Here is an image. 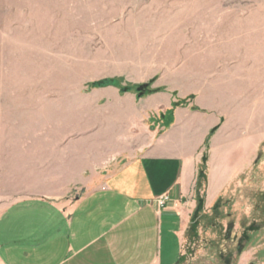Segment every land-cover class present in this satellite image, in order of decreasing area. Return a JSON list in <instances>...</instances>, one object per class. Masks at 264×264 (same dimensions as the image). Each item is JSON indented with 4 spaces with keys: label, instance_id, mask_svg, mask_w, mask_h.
<instances>
[{
    "label": "crops",
    "instance_id": "0c3cea01",
    "mask_svg": "<svg viewBox=\"0 0 264 264\" xmlns=\"http://www.w3.org/2000/svg\"><path fill=\"white\" fill-rule=\"evenodd\" d=\"M169 6L165 18L100 31L131 48L94 52L83 69L84 81L156 76L163 90L80 93L70 63L61 78L42 66L51 78L28 95L0 90V264H179L203 152L208 203L253 166L264 129L238 162L227 153L246 141L254 106L264 111L250 100L260 81L214 73L195 45L181 49L204 33L203 12Z\"/></svg>",
    "mask_w": 264,
    "mask_h": 264
},
{
    "label": "rangeland",
    "instance_id": "374dc122",
    "mask_svg": "<svg viewBox=\"0 0 264 264\" xmlns=\"http://www.w3.org/2000/svg\"><path fill=\"white\" fill-rule=\"evenodd\" d=\"M171 3L178 5L173 10L189 5L203 12L204 33L195 40L181 38V49L191 50L195 45L214 73L219 65L221 73L260 81L257 90L262 86L264 92V0H0V90L28 95L29 85L37 78H51L42 76V66L53 65L61 78L70 63L75 65L77 92L89 91L92 88L87 89V83L95 80L84 81L87 58L94 52L103 57L114 45L131 48L123 35L101 38L99 32L117 22L127 27L146 18H165ZM112 77L120 78V88H129L136 96L139 85L156 79ZM152 84L143 96L151 94L147 92L153 89ZM263 92L257 97L255 89L251 102L264 100ZM258 105L254 106L246 141L241 138V146L228 151L229 163L238 162L247 150L254 129H264V111ZM205 188L206 179L196 189V206L200 199L202 208L196 219L192 213L179 264H264V142L251 169L220 197L208 203Z\"/></svg>",
    "mask_w": 264,
    "mask_h": 264
},
{
    "label": "trees",
    "instance_id": "16d2710c",
    "mask_svg": "<svg viewBox=\"0 0 264 264\" xmlns=\"http://www.w3.org/2000/svg\"><path fill=\"white\" fill-rule=\"evenodd\" d=\"M120 78L118 77H107V78H102V79H99V80H95V81H92V82H89L87 83V89H90V88H97V87H105V86H114V87H117L119 88V91H124L127 89V91L129 90V88H120ZM155 81V77L150 79L148 81V85L152 84L153 82ZM161 88H153V89H149L147 93H153V92H156V91H160ZM183 103V101H178V102H173L172 103V107H175L179 104ZM217 129V126L213 127L210 132H209V136L212 135L214 133V131ZM209 136L207 137L206 139V144L208 142V138ZM206 160H207V156H206V153H204L202 155V158H201V161H202V164L201 166L199 167L198 169V173H197V180H196V187H200L201 185V181L202 180H205L206 179V175H205V170H206ZM201 203L202 201L199 199L197 201V206L193 212V219H196L197 216H198V213L199 211L201 210L202 206H201ZM193 225L190 226V228L192 227Z\"/></svg>",
    "mask_w": 264,
    "mask_h": 264
},
{
    "label": "water",
    "instance_id": "95a60500",
    "mask_svg": "<svg viewBox=\"0 0 264 264\" xmlns=\"http://www.w3.org/2000/svg\"><path fill=\"white\" fill-rule=\"evenodd\" d=\"M148 89V83H143L136 88L137 96L142 97Z\"/></svg>",
    "mask_w": 264,
    "mask_h": 264
},
{
    "label": "built area",
    "instance_id": "2783aa9c",
    "mask_svg": "<svg viewBox=\"0 0 264 264\" xmlns=\"http://www.w3.org/2000/svg\"><path fill=\"white\" fill-rule=\"evenodd\" d=\"M164 199H165V198H160V199H158V200H157L158 204H160V205L163 204Z\"/></svg>",
    "mask_w": 264,
    "mask_h": 264
}]
</instances>
